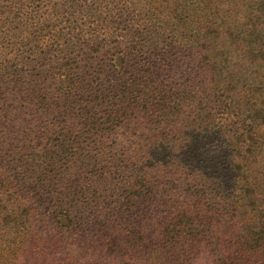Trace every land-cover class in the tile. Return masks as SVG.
Here are the masks:
<instances>
[{
	"label": "trees",
	"instance_id": "16d2710c",
	"mask_svg": "<svg viewBox=\"0 0 264 264\" xmlns=\"http://www.w3.org/2000/svg\"><path fill=\"white\" fill-rule=\"evenodd\" d=\"M32 1L0 0V264H264V0H95L82 39Z\"/></svg>",
	"mask_w": 264,
	"mask_h": 264
},
{
	"label": "rangeland",
	"instance_id": "374dc122",
	"mask_svg": "<svg viewBox=\"0 0 264 264\" xmlns=\"http://www.w3.org/2000/svg\"><path fill=\"white\" fill-rule=\"evenodd\" d=\"M33 1L31 2L30 8L34 9L35 14L41 17H44L46 14V10L48 12L50 6L55 4V10L58 9L59 11L58 20L56 21L57 23H59V25H57L56 28L62 29L63 33H65L66 31H68L67 26L70 25V29H69L70 32H73L74 35L76 34V36L80 37L81 39L83 38V36L88 37L90 35L92 28L96 27V23H95L96 20H100V22L105 24L104 20H105V15H107V13L106 11L102 12L103 8L100 11L101 13L97 17L95 16L97 12V9L94 7L97 4L95 0H90L88 5H86L82 9V11L85 12V14L88 16V19H84V20L79 19L78 16H76L75 18V16L71 15L70 13L72 9L68 8L67 5H65L59 0H33ZM26 4L28 5L29 1H26ZM89 14H93V15L90 16ZM18 19L21 22V24L26 22V17L23 15L19 16ZM75 19L77 20L75 21ZM127 23L128 22H125L124 24ZM122 26L123 24L121 23L119 24L117 21H115L113 28L117 27L116 28L117 31H123L121 28ZM45 30L48 31L50 30V28L46 27Z\"/></svg>",
	"mask_w": 264,
	"mask_h": 264
}]
</instances>
